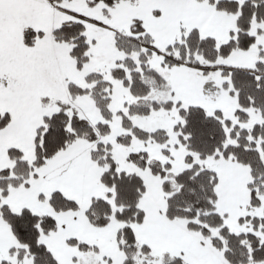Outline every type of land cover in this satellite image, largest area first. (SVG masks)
<instances>
[{"label":"snow or ice","instance_id":"6c2138e0","mask_svg":"<svg viewBox=\"0 0 264 264\" xmlns=\"http://www.w3.org/2000/svg\"><path fill=\"white\" fill-rule=\"evenodd\" d=\"M0 264H264V0H0Z\"/></svg>","mask_w":264,"mask_h":264}]
</instances>
